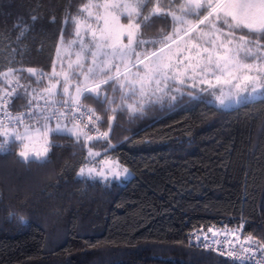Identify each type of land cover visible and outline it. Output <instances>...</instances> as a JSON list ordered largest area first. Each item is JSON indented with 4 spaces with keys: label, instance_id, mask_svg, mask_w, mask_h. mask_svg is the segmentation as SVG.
Returning <instances> with one entry per match:
<instances>
[{
    "label": "trees",
    "instance_id": "1",
    "mask_svg": "<svg viewBox=\"0 0 264 264\" xmlns=\"http://www.w3.org/2000/svg\"><path fill=\"white\" fill-rule=\"evenodd\" d=\"M79 2L0 0V93L18 79L15 95L21 97L9 103L10 116L25 111L21 104L47 86L46 76L37 83L39 75L27 68L52 72ZM185 3L149 0L143 6L140 35L149 49L175 29L173 19L152 9L179 16ZM103 89L99 98L85 94L82 100L100 117L98 129L108 132L112 145L88 146L102 149L131 177H79L87 148L67 134H52L55 146L43 166L24 162L14 144L10 155L0 154V169L9 172L6 182L0 174V264H235L192 244L190 233L239 229L242 237L264 240V102L225 110L197 88L131 113L118 87ZM59 234L50 248L49 237Z\"/></svg>",
    "mask_w": 264,
    "mask_h": 264
},
{
    "label": "snow or ice",
    "instance_id": "2",
    "mask_svg": "<svg viewBox=\"0 0 264 264\" xmlns=\"http://www.w3.org/2000/svg\"><path fill=\"white\" fill-rule=\"evenodd\" d=\"M200 9L206 10L202 18L185 19L165 13L159 6L153 8V14L179 20L180 25L172 34H165L158 47L149 49L140 35L139 5L123 0L87 5L83 11L87 12L90 22L83 29L76 24L77 41L74 43H79V50L75 52V60L71 59V52L65 53L69 57L67 70L61 67L57 71L54 62L43 94H33L20 106L27 111L14 117L10 116L8 105L21 97L15 95L11 81L9 90L0 95V110L4 117H9L8 122L0 118V154L10 155L12 145L18 144V156L24 162L35 161L43 166L42 162L48 161L49 152L55 146L54 133L70 135L77 141L83 136L87 156H100L88 142L107 139L108 132L100 133L97 128V135L93 136L81 128V98L85 94L99 98L103 86L110 83L113 90L119 88L122 102L133 101L127 104L131 113L136 112L137 105L142 106V102L151 104L162 100L166 89L174 93L168 98L177 101L176 94L182 95L184 88H198L212 96L220 108L230 111L264 102V44L261 43L264 39V0H189L183 7L186 14L198 13ZM31 19L35 22L37 17ZM143 19L146 21L149 17ZM54 22V18L50 20ZM63 51L57 49V60L61 64ZM12 71L4 73L6 81ZM27 72L30 76H38L34 68H27ZM45 75L40 74L37 83ZM94 115L87 116L89 124L93 123ZM95 119L98 121L100 117ZM111 119H115V115ZM69 120L71 126L65 123ZM102 163L107 165L108 161ZM114 167L118 165L114 163L99 172L94 167H87V172L81 167L79 177L88 180L98 177L107 182L111 173L112 179L122 175L126 178L127 169L113 173ZM208 231L214 236L217 234L212 228ZM225 244L230 246L216 249L221 257L226 256L235 264H264V240L249 235L241 241L234 232L233 240Z\"/></svg>",
    "mask_w": 264,
    "mask_h": 264
},
{
    "label": "rangeland",
    "instance_id": "3",
    "mask_svg": "<svg viewBox=\"0 0 264 264\" xmlns=\"http://www.w3.org/2000/svg\"><path fill=\"white\" fill-rule=\"evenodd\" d=\"M149 0H123V2H126V3H131V4H134V5H139V10L141 12L143 6L148 2ZM186 3L185 5H187L189 3V0H184ZM104 2V0H80L79 2V5H78V9L77 11L69 18L68 22H67V25H66V29L64 31V35L61 39V43H60V46L59 48L63 49L64 51L61 53V55L64 57V60H63V63L61 64L58 60H57V55H56V59H55V63H56V70L59 71L61 69V67H63L65 70H67V61L69 59V57L65 54V53H68V52H71L72 55H71V59L72 60H75V52L79 50V43L76 42L74 43V41H77V38L75 36V31H76V24L79 23L82 27V29L84 27H86L87 23L90 22L89 20V17H88V14L87 12L83 11V9L87 6V5H92V4H97V3H102ZM93 13H95L96 9L93 8L92 9ZM181 10H179L180 12ZM206 14V12L204 13ZM192 15V14H191ZM203 16V15H202ZM199 17V18H202ZM178 17H182V18H185V19H192V17H188V15L185 13V14H180ZM174 20V19H173ZM175 21V28L179 27V20H174ZM201 28H204L205 26L204 25H201L200 26ZM193 36L195 35V33L192 34ZM187 39V38H186ZM87 42V38L85 39V43ZM52 72L46 74V78L47 76H50ZM40 74H44V73H39L38 75ZM48 80V79H47ZM48 83V81H47ZM11 87H14L17 91V89L19 88L18 87V84L17 83H13ZM197 88H193V90H195ZM8 90L7 87L5 89L2 90V92L0 93V95H3V93ZM189 89L188 88H184L183 89V92H186L188 93ZM58 93H59V86H58V89H57ZM218 91V90H217ZM16 93V92H15ZM42 94H43V91H42ZM171 94H174L172 93L170 90L166 89L165 90V94H163V100L165 99H168V97L171 95ZM178 95V94H176ZM180 95V94H179ZM83 98V97H82ZM131 101V100H130ZM133 101H131L132 103ZM212 102L214 103L215 106H218V104L215 103L214 99L212 100ZM153 104V106L155 105H159L161 103H158L157 102H154V103H151ZM150 105L149 103L147 102H142V106H139L137 105V107H144V106H148ZM71 126V125H69ZM99 132L100 133H103V132H107L106 130H104L102 127H100L99 129ZM75 138V137H74ZM2 139V138H0ZM76 139V138H75ZM80 139H83V136L80 137ZM89 144L90 143H97L99 145H102V144H108V145H112L110 140H109V137L107 139H102V140H93L91 142H88ZM18 146V152L20 151V146L18 144H16ZM14 144L12 145V148H13ZM94 151H98L100 153V156L98 157H95V158H90L88 157V163L85 167V171L87 172V167H94L96 169L97 172H99L101 169H107L108 167H112V165L115 163L118 165V167H114L112 168V172L115 173V172H123L124 167L120 166L117 162H115L114 160H112L111 158H108L105 156V152L102 150V149H96ZM104 160H107L108 161V164L105 165L102 163V161ZM0 174L2 175L3 177V180L6 182L7 181V176L9 175V172L8 171H5L3 169H0ZM1 175H0V179H1ZM95 175V173H94ZM109 176V179L108 181L111 182L113 180H127L131 177V173L130 171L127 170V173H126V178L124 175L120 176L119 179H112V175L111 173L108 174ZM98 178V177H97ZM101 182H105L103 180H100ZM230 235L233 237V233L235 232L238 236H240V230L237 229V230H231L230 229ZM57 233V230L56 232ZM54 233V234H55ZM63 234V233H62ZM62 234H59L57 235L56 237L55 236H50L49 237V240H48V244H49V247L52 248L54 247L55 245V242H58L57 240L59 239H62ZM241 238V236H240ZM246 237H244L245 239Z\"/></svg>",
    "mask_w": 264,
    "mask_h": 264
},
{
    "label": "built area",
    "instance_id": "4",
    "mask_svg": "<svg viewBox=\"0 0 264 264\" xmlns=\"http://www.w3.org/2000/svg\"><path fill=\"white\" fill-rule=\"evenodd\" d=\"M39 96V95H37ZM42 103V101H41ZM27 111V109L25 110ZM81 111L83 113V117L80 123L81 128L84 129V131L88 132L89 134L95 136L97 135L96 129L98 128V123L100 122L99 120L97 121L95 119L96 115L93 116V123L89 124L87 120L88 115H92L94 112L83 103V100L81 98ZM95 114V113H94ZM14 117V116H11ZM0 118L4 119L5 122H8L9 117H4L3 116V111L0 110ZM65 123H68L71 125V121H65ZM87 125L85 128L84 126ZM214 232L217 234L214 236L212 232H209L208 230L205 231H197L194 230L190 233V242L200 248H203L205 250H209L212 252L217 253L216 249L222 248L226 249L230 245L225 244V241L227 240H233V237L230 235V229L228 228H223V229H214L212 228ZM240 232V231H239ZM241 236V232H240ZM244 237L241 236V241H243ZM216 241H219V245H217ZM218 254V253H217ZM259 255V254H258ZM223 258L231 260L230 258L224 256Z\"/></svg>",
    "mask_w": 264,
    "mask_h": 264
}]
</instances>
